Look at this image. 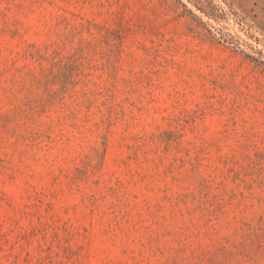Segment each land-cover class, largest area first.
Wrapping results in <instances>:
<instances>
[{
    "label": "rangeland",
    "instance_id": "1",
    "mask_svg": "<svg viewBox=\"0 0 264 264\" xmlns=\"http://www.w3.org/2000/svg\"><path fill=\"white\" fill-rule=\"evenodd\" d=\"M0 264H264V0H0Z\"/></svg>",
    "mask_w": 264,
    "mask_h": 264
}]
</instances>
